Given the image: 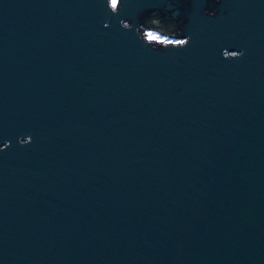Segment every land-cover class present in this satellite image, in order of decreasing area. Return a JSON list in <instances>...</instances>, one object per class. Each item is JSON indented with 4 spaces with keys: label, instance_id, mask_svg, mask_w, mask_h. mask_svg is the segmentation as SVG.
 <instances>
[{
    "label": "water",
    "instance_id": "obj_1",
    "mask_svg": "<svg viewBox=\"0 0 264 264\" xmlns=\"http://www.w3.org/2000/svg\"><path fill=\"white\" fill-rule=\"evenodd\" d=\"M0 264H264V0H0Z\"/></svg>",
    "mask_w": 264,
    "mask_h": 264
},
{
    "label": "flooded vegetation",
    "instance_id": "obj_2",
    "mask_svg": "<svg viewBox=\"0 0 264 264\" xmlns=\"http://www.w3.org/2000/svg\"><path fill=\"white\" fill-rule=\"evenodd\" d=\"M139 28L142 31L143 36H145L146 39L148 40H153L157 42L164 40L162 42L165 43H176L178 42L176 40L180 41V37L174 35L173 31L171 30L166 31L164 29L165 28L164 22H160L159 24L155 25L154 18H148L146 24L140 26ZM160 38H162V40H160Z\"/></svg>",
    "mask_w": 264,
    "mask_h": 264
},
{
    "label": "trees",
    "instance_id": "obj_3",
    "mask_svg": "<svg viewBox=\"0 0 264 264\" xmlns=\"http://www.w3.org/2000/svg\"><path fill=\"white\" fill-rule=\"evenodd\" d=\"M164 24H165V28H164V29H165L166 31H168V30H169V24H167V23H164ZM162 25H163V24H162ZM174 35L177 36V34H176L175 32H174Z\"/></svg>",
    "mask_w": 264,
    "mask_h": 264
},
{
    "label": "snow or ice",
    "instance_id": "obj_4",
    "mask_svg": "<svg viewBox=\"0 0 264 264\" xmlns=\"http://www.w3.org/2000/svg\"><path fill=\"white\" fill-rule=\"evenodd\" d=\"M117 5H118V0H113V6L117 7Z\"/></svg>",
    "mask_w": 264,
    "mask_h": 264
},
{
    "label": "rangeland",
    "instance_id": "obj_5",
    "mask_svg": "<svg viewBox=\"0 0 264 264\" xmlns=\"http://www.w3.org/2000/svg\"><path fill=\"white\" fill-rule=\"evenodd\" d=\"M112 3H113V0H112ZM157 40H159V39H157ZM160 40H162V38H160ZM162 41H164V40H162Z\"/></svg>",
    "mask_w": 264,
    "mask_h": 264
},
{
    "label": "built area",
    "instance_id": "obj_6",
    "mask_svg": "<svg viewBox=\"0 0 264 264\" xmlns=\"http://www.w3.org/2000/svg\"><path fill=\"white\" fill-rule=\"evenodd\" d=\"M181 41H178V42H176V43H180Z\"/></svg>",
    "mask_w": 264,
    "mask_h": 264
},
{
    "label": "clouds",
    "instance_id": "obj_7",
    "mask_svg": "<svg viewBox=\"0 0 264 264\" xmlns=\"http://www.w3.org/2000/svg\"><path fill=\"white\" fill-rule=\"evenodd\" d=\"M107 7H108V4H107ZM243 53L241 52V55H242Z\"/></svg>",
    "mask_w": 264,
    "mask_h": 264
},
{
    "label": "bare ground",
    "instance_id": "obj_8",
    "mask_svg": "<svg viewBox=\"0 0 264 264\" xmlns=\"http://www.w3.org/2000/svg\"><path fill=\"white\" fill-rule=\"evenodd\" d=\"M181 40V39H180ZM176 41H179V40H176Z\"/></svg>",
    "mask_w": 264,
    "mask_h": 264
}]
</instances>
